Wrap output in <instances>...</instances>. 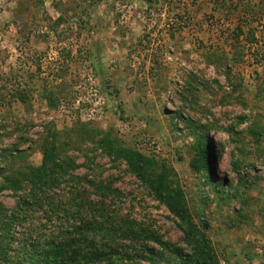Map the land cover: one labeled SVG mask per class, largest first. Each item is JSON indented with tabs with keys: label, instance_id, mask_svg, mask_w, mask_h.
Instances as JSON below:
<instances>
[{
	"label": "rangeland",
	"instance_id": "1",
	"mask_svg": "<svg viewBox=\"0 0 264 264\" xmlns=\"http://www.w3.org/2000/svg\"><path fill=\"white\" fill-rule=\"evenodd\" d=\"M52 129L57 159L76 167L51 202L65 208L78 194L143 228L132 238L97 234L124 262L143 246L165 252L156 237L191 249L168 207L101 145L104 133L153 159V172L166 164L218 264H264V0H0V185L42 163ZM200 134L209 180L193 166ZM22 184L0 191V203L14 209L32 186ZM70 211L47 220L21 210L13 248L23 231L45 239L79 224Z\"/></svg>",
	"mask_w": 264,
	"mask_h": 264
},
{
	"label": "trees",
	"instance_id": "2",
	"mask_svg": "<svg viewBox=\"0 0 264 264\" xmlns=\"http://www.w3.org/2000/svg\"><path fill=\"white\" fill-rule=\"evenodd\" d=\"M60 20L61 17L56 23ZM50 95H48L49 104L53 105L54 100ZM19 99L25 101L26 95L19 93ZM58 134L54 129L49 132L47 142L42 145L43 161L39 166L31 168L22 175V178L5 176L4 183L0 185V191L10 189L13 193H17L23 191L22 182L32 184L28 193L18 196V205L14 209H8L0 203V264H135L137 257L153 260L155 255L162 258L166 253L172 254L175 259L174 264H218L216 253L188 212L182 189L172 186L168 178L170 169L166 164H161L159 172H153L151 170L153 159L142 155L134 148L116 145L119 139L104 133L98 141L107 148L108 154L126 160L130 172L147 185L158 201L168 207L170 213L179 220L191 249L186 253L168 241L156 237L154 239L165 252H153L150 247L143 246L144 255L132 252L126 255L131 262H124L118 248L107 239L103 242L99 241L97 234L104 238L110 234L111 240H114L113 237L132 238L142 235V230L145 231L143 228H135L122 219L117 221L109 214L104 216L103 206L101 208L94 203H87L81 200L78 194L71 197L72 201H69L65 208L51 202L53 196L50 194V189L58 187L62 180H66V176H71L69 171L76 167L71 157L57 159L62 149L56 144ZM196 149L193 166L201 171L204 180H209L210 142L204 135L200 134L197 137ZM85 208L89 215L85 214ZM23 209L41 210L47 220L52 218L54 212L61 210L66 214L71 209L70 212L73 214L70 215L77 218L79 224L74 223L60 234L45 239L33 238L23 231L19 245L13 248L12 243L17 241L15 239L17 231L14 227L24 220L22 216L20 217V211ZM28 232L33 233L32 230Z\"/></svg>",
	"mask_w": 264,
	"mask_h": 264
}]
</instances>
